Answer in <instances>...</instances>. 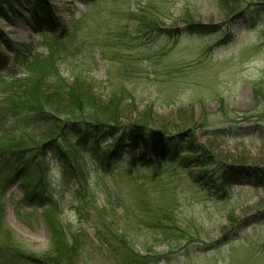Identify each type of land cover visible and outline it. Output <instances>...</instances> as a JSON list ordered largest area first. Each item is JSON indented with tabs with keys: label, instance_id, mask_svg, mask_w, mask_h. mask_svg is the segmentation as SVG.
<instances>
[{
	"label": "rangeland",
	"instance_id": "rangeland-1",
	"mask_svg": "<svg viewBox=\"0 0 264 264\" xmlns=\"http://www.w3.org/2000/svg\"><path fill=\"white\" fill-rule=\"evenodd\" d=\"M13 2L16 17L4 4L0 5V103L11 101V96L18 101L25 92L22 83L26 74L16 63V54L30 49L47 54L48 50L33 17L34 11L42 13L40 2L37 7L28 0ZM257 3L48 1V17L52 25L62 29L56 31L55 38L61 39L63 31L69 34L59 65L68 84L78 75L89 77L105 105H109L113 95L125 98L119 112L122 123L148 116L158 129L171 130V135L184 134L183 143L188 141L193 147L190 157L211 156L218 163L210 162L203 168L193 163L186 170L172 166V162L171 166L165 164L162 161L167 159L159 157V164L151 170L128 166L127 170L148 186L165 188L162 201L182 220L184 226L179 227H186L195 239L189 243L180 238L181 234L170 232L163 236L166 245L162 240L158 242L156 239L162 238L154 233L136 236L131 247L142 256L151 254L154 264H264V8L251 6ZM151 21L157 22L159 30L149 28ZM190 22L201 26L199 34H192ZM206 27L211 34H205ZM173 30H177L176 38L166 32ZM2 115L0 106V149L1 141L8 138L5 132L13 127L10 137L15 140L17 134H24L33 142L27 146L47 141L43 138L46 131L40 126L34 129L31 123L25 125L29 126L26 129L17 118L4 119ZM32 131L33 134H26ZM90 138H94L93 134ZM60 139L69 158L60 157L49 148L44 149L42 158L48 164L50 187L60 207L56 219L69 227V236H82V256L77 264H119L124 251L109 238L113 231L107 225L108 230L103 227L110 218L99 213L106 209L105 203L99 198L94 207L87 205L82 210L71 194L76 185L67 178L64 168L68 163L87 171L98 164L78 144V138L72 142L64 141L63 136ZM105 145H101L103 151L111 147ZM145 151L137 144L136 149L122 150L121 154L123 158L137 157ZM5 157L0 154V163ZM53 161L60 168L58 178L51 173L57 166ZM221 165L231 168L227 176L229 197L225 201L219 200L220 194L211 188V182L198 179L200 171L208 168L211 173L217 172ZM236 170L249 175L240 178L233 174ZM121 176L114 184L109 178L106 183L128 194L131 186ZM12 177L11 171L0 168L1 193L4 188L0 264L5 263L3 255L15 250L41 259L51 246V231L42 209L38 204H22V183ZM126 198L134 205L132 192ZM170 201L175 204L170 205ZM134 212L140 214L138 209ZM119 213L125 215L123 210ZM229 214L234 215V224L228 220ZM190 223L197 226L199 233L187 228Z\"/></svg>",
	"mask_w": 264,
	"mask_h": 264
},
{
	"label": "trees",
	"instance_id": "trees-1",
	"mask_svg": "<svg viewBox=\"0 0 264 264\" xmlns=\"http://www.w3.org/2000/svg\"><path fill=\"white\" fill-rule=\"evenodd\" d=\"M13 1L15 0H0V5L4 4L8 8L7 10L16 17V13L13 12ZM255 1L258 3L251 5L252 7L264 8V0ZM40 2V5L46 6L45 0H40ZM34 5L38 6L36 2ZM35 17L44 37V45L48 48L47 54H42L39 51L34 52L31 49L24 54L21 51L16 54L15 61L26 74L22 83L25 92L18 101L15 100V96H11L9 98L11 101L0 103V106L3 107L1 117L4 119L17 118L23 126L32 123L34 129L36 126H40L42 130L46 131L43 138L47 141L39 146H27L33 142L25 138L24 134H17L15 140L10 137V133L15 130L14 127L5 134L2 132L8 138L1 141L0 154L6 157L0 163V168L4 171H11L12 179H18L22 183L24 189L22 204L32 207L35 206L34 204H38L42 209L51 231V246L41 259L26 256L18 250L11 254L7 253L2 256L4 264H77L82 256L79 254L82 236L77 234L69 236V227L63 225L61 220L56 219L60 207L58 201L54 199L50 187L48 164L43 159L45 148H49L48 151L55 152L60 157L69 158V151L64 149L65 147H62L60 143L62 136L65 138L64 141L71 142L75 137L78 138V144L98 164L97 167H92L87 171L82 168L70 167L68 163L64 168L67 178L72 180L74 187L76 185L75 189L71 190V194L77 198L82 210L86 209L87 205L94 207L99 198L105 203L106 209L100 210L99 213L103 217L110 218L108 223L104 222L103 227L113 231L109 238L117 242L124 251L123 259L119 261V264H154L150 261L151 254L142 256L131 247L130 243L139 235L145 236L146 233H154L162 238H157L158 242L162 240L161 242L167 245L163 236L174 232L181 234L180 238L188 240L189 243L195 242L194 236L185 230L186 227H179H183L184 224L174 209L162 201L161 197H164L165 188L162 185L148 186V183L137 179L136 175L127 168L131 164L151 170L159 164V157L167 159L162 161L165 164L171 166L173 163L172 166L186 170L193 163L197 164L198 168H203L210 162L217 165L218 163H215L211 156H203L202 159L201 157H190L188 154L193 151V147L188 141L183 143L184 134L171 135L169 133L171 130L158 129L148 116L130 124L122 123L119 112L121 102L125 98L113 95L109 105H105L97 97L96 85L89 77L81 74L75 77L72 84H68L59 72V65L65 53L64 46L67 45L69 34H64L63 31L61 39L55 38L56 31H62L61 27H58L57 24L52 25L49 17L42 21L38 10ZM148 26L153 31L159 30L155 21L149 22ZM189 26L194 32L192 34H199L200 25L190 22ZM207 29L209 27H206ZM49 31L50 33H48ZM176 31L166 32L176 38L177 35H174L177 34ZM211 33V30L205 32V34ZM28 127L25 126L26 129ZM33 132H26V134H33ZM91 134L94 136L93 139L90 138ZM102 144H111V147L103 151ZM137 144L146 150L145 153L137 157L133 155H129L127 158L122 157V150L131 148L134 150ZM169 154L171 157L168 159L165 155ZM175 160L180 161L174 163ZM228 170L231 168L221 165L217 172L211 173L207 168L200 171L198 176L199 180L212 183L211 188L220 194L218 198L221 201H225L229 197L227 195L229 194ZM92 173H95L94 186L91 182ZM233 174H237L236 176L240 178L249 175L244 170H236ZM117 176L125 178L131 186L128 194H123L113 185ZM108 178L113 180V184L106 183ZM3 192L4 188L2 193L0 192V207L3 204ZM131 192L136 208H133L134 205H131L130 200L126 198ZM173 204L175 201H170V205ZM134 209H138L140 214H135ZM122 210L125 213L123 216L119 213ZM2 215V208H0V232H2ZM233 216V214L228 215L231 224L235 223ZM186 226L195 230V233L198 232L195 224L190 223ZM171 245L169 242L168 246ZM114 255L115 253H113Z\"/></svg>",
	"mask_w": 264,
	"mask_h": 264
},
{
	"label": "clouds",
	"instance_id": "clouds-1",
	"mask_svg": "<svg viewBox=\"0 0 264 264\" xmlns=\"http://www.w3.org/2000/svg\"><path fill=\"white\" fill-rule=\"evenodd\" d=\"M48 156H51V153H48L47 154ZM57 166L54 167L52 170H51V173L55 176V177H59L60 176V168H59V165H58V162L57 161H53Z\"/></svg>",
	"mask_w": 264,
	"mask_h": 264
}]
</instances>
